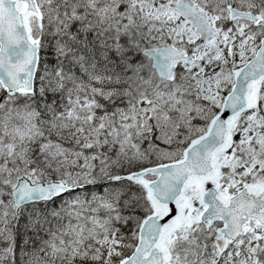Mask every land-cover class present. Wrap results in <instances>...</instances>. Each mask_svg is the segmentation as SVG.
Masks as SVG:
<instances>
[{
	"label": "snow or ice",
	"instance_id": "obj_1",
	"mask_svg": "<svg viewBox=\"0 0 264 264\" xmlns=\"http://www.w3.org/2000/svg\"><path fill=\"white\" fill-rule=\"evenodd\" d=\"M0 264H264V0H0Z\"/></svg>",
	"mask_w": 264,
	"mask_h": 264
}]
</instances>
